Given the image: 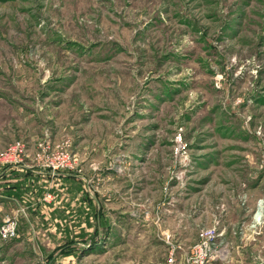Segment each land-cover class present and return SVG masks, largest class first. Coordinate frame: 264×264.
<instances>
[{
	"label": "rangeland",
	"instance_id": "rangeland-1",
	"mask_svg": "<svg viewBox=\"0 0 264 264\" xmlns=\"http://www.w3.org/2000/svg\"><path fill=\"white\" fill-rule=\"evenodd\" d=\"M15 142L30 159L0 165V264H164L203 227L213 264H264V0H0V152ZM41 142H68L58 174L86 185L20 178ZM64 201L93 247L62 252Z\"/></svg>",
	"mask_w": 264,
	"mask_h": 264
},
{
	"label": "built area",
	"instance_id": "built-area-1",
	"mask_svg": "<svg viewBox=\"0 0 264 264\" xmlns=\"http://www.w3.org/2000/svg\"><path fill=\"white\" fill-rule=\"evenodd\" d=\"M38 148V154L31 156L37 168L49 172L51 175L58 173L60 170L73 171L70 162V156L67 152L68 142L63 143L60 147L62 151L53 156H45V150L48 144L43 146V142L34 144ZM29 158L26 145L21 142H15L7 146L0 152V165L12 166L19 164L24 159ZM72 161V160H71ZM49 197V196H48ZM16 233V223L12 219H6L0 224V237L3 239L11 238ZM218 233L215 227H203L197 232L196 241L189 246L181 258L177 256V248L169 249L165 257L164 264H209L215 260L216 242Z\"/></svg>",
	"mask_w": 264,
	"mask_h": 264
},
{
	"label": "crops",
	"instance_id": "crops-1",
	"mask_svg": "<svg viewBox=\"0 0 264 264\" xmlns=\"http://www.w3.org/2000/svg\"><path fill=\"white\" fill-rule=\"evenodd\" d=\"M18 167L21 168V169H24L23 165H19ZM51 176L55 177L52 180V183H54V186L60 185L62 183H68V182H71V181L73 182L72 178H77L80 181H82L81 183H84V185H86L85 176L73 175V174H66L65 175V174H58V173L51 175L49 172H46V171L41 170L39 168L37 170H34V169H30V170L26 169V170H24V174H22L20 178L33 177V178H37V181L40 183L41 181H43V179L49 178ZM57 178H60V179H57ZM40 179H41V181H40ZM22 186H23L22 189H24V187H25V190L28 191L29 189L33 188V183L31 181H27V184H22ZM31 190H33V189H31ZM65 191L67 193V192H69L71 190H69V188L67 187ZM84 192H85L84 194H86L87 199L90 201L89 198L91 197V195H90L89 188H87V187L85 188V186H84ZM48 198L51 199V196H49ZM48 198H47V200L50 201V199H48ZM47 206H70V207H67L66 210L64 209L65 210V214L63 213L60 216V214H56L55 213V214H53V217H54V224H55V226L57 228V231H58V233L56 234V237L58 239H63V238H66V237L63 236V234H67V236H69V238H72L73 235H75V233H76V230H75V228L73 226V223H74V219L73 218L75 217V206H74V204L73 203L70 204L68 201H64V203H58V204H55V202L54 203H50V204L48 203ZM78 206H80V204ZM96 209H98L99 212L101 210L100 206H97ZM69 212H70V214H69ZM57 217H59L60 220H58V219L56 220ZM57 223H59V225H56ZM65 230L69 231V232L64 233ZM181 241H183V240H181ZM176 248H177V250H176L177 256H178V258H181V256L185 253V249L182 248L181 244L176 246ZM213 263H214V261L209 263V264H213Z\"/></svg>",
	"mask_w": 264,
	"mask_h": 264
},
{
	"label": "trees",
	"instance_id": "trees-1",
	"mask_svg": "<svg viewBox=\"0 0 264 264\" xmlns=\"http://www.w3.org/2000/svg\"><path fill=\"white\" fill-rule=\"evenodd\" d=\"M6 167V166H5ZM22 184H8L7 188H5L7 199L10 197L17 196L20 191H23L22 189ZM94 229H95V234L99 235V230H100V212L98 209H96L95 214H94ZM100 240V239H99ZM96 243H91L89 238H83L82 241H74L72 238L69 239L68 244L65 245L64 248H62V252L68 253V251H72L75 248H80L82 247V250L85 248H90L93 247ZM82 245V246H81Z\"/></svg>",
	"mask_w": 264,
	"mask_h": 264
},
{
	"label": "bare ground",
	"instance_id": "bare-ground-1",
	"mask_svg": "<svg viewBox=\"0 0 264 264\" xmlns=\"http://www.w3.org/2000/svg\"><path fill=\"white\" fill-rule=\"evenodd\" d=\"M260 208L258 209V211L254 215V221H258L260 219V217H261V210H260Z\"/></svg>",
	"mask_w": 264,
	"mask_h": 264
}]
</instances>
